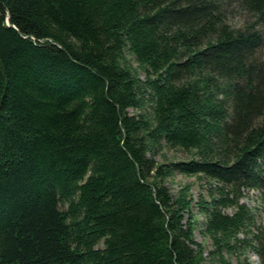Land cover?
I'll return each mask as SVG.
<instances>
[{"label":"trees","instance_id":"1","mask_svg":"<svg viewBox=\"0 0 264 264\" xmlns=\"http://www.w3.org/2000/svg\"><path fill=\"white\" fill-rule=\"evenodd\" d=\"M247 189L264 0H0V264H264Z\"/></svg>","mask_w":264,"mask_h":264},{"label":"rangeland","instance_id":"2","mask_svg":"<svg viewBox=\"0 0 264 264\" xmlns=\"http://www.w3.org/2000/svg\"><path fill=\"white\" fill-rule=\"evenodd\" d=\"M249 18L246 13L243 12H235L232 13L230 16V23L234 26H242L245 22V20ZM131 114L137 113L135 109H129ZM164 153L170 158V159H183L186 158V154L181 151H175L170 150L168 148H165L163 150ZM157 159L159 161H163L164 157L162 154H159L157 156ZM192 183V193L197 197L200 193H203L207 195V187L202 186L201 180L190 177L182 174H176L174 178L169 180V186L171 187V190L174 194H176L180 188V186L186 184V183ZM204 185V184H203ZM242 202L247 204L249 207L252 208L253 214L255 216V228L256 229H263L264 230V203L261 200V193L255 189L250 190H244L243 197L241 199ZM228 211H233L234 209L229 208ZM196 236L199 241H201L205 246L207 250V259L205 264H214L213 261L209 257V250L213 249V243L211 239L207 236H202V234L199 232V230L196 232ZM241 254H233L229 255L228 258L236 264L239 260L243 261V264H263L262 259L252 250L250 251H244L241 250Z\"/></svg>","mask_w":264,"mask_h":264}]
</instances>
